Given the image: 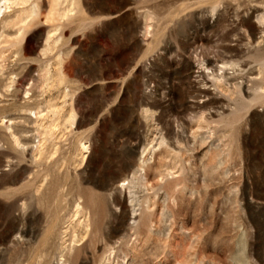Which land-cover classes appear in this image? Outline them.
Returning <instances> with one entry per match:
<instances>
[{
  "label": "rangeland",
  "instance_id": "rangeland-1",
  "mask_svg": "<svg viewBox=\"0 0 264 264\" xmlns=\"http://www.w3.org/2000/svg\"><path fill=\"white\" fill-rule=\"evenodd\" d=\"M263 92L264 0L12 5L0 264H264Z\"/></svg>",
  "mask_w": 264,
  "mask_h": 264
},
{
  "label": "bare ground",
  "instance_id": "bare-ground-1",
  "mask_svg": "<svg viewBox=\"0 0 264 264\" xmlns=\"http://www.w3.org/2000/svg\"><path fill=\"white\" fill-rule=\"evenodd\" d=\"M29 0H5L2 4H3V6L1 5L0 6V15H2V13L6 10H8L12 5H24L25 3H27ZM71 5H72V1H70L69 2V4L65 7V8H63V13H68V12H70L71 11ZM16 10V9H15ZM23 10H25L24 11V13L22 14V15H16L15 16V20H10V21H7V25H9V26H15V25H19L18 27H17V31H16V37H15V41H16V43H19L20 41H21V39H22V36H23V30H24V28H25V26H26V24H27V20L28 19H32V18H34L36 15H37V9L34 7V6H32V7H30V8H28V9H23ZM19 11V10H18ZM7 18V17H6ZM8 18H9V16H8ZM5 19V18H4ZM47 73H49V72H47ZM261 85H263V84H261ZM261 88V87H260ZM256 89V88H255ZM258 90H260V89H258ZM262 90V89H261ZM261 96H264V92L261 94ZM54 113V112H53ZM35 114V116H36V113H34ZM56 114V113H55ZM37 115H38V113H37ZM39 116V117H38ZM38 116H36V117H38V118H40V114L38 115ZM42 116V115H41ZM70 116V115H69ZM73 117V116H72ZM43 118V117H42ZM68 120H69V117H68ZM71 120H73L74 121V118L72 119L71 118ZM71 120L69 121V122H71ZM72 121V122H73ZM52 125V124H51ZM54 126V124L52 125V126H50V130H52L51 129V127H53ZM71 126V125H70ZM54 127H56V126H54ZM53 127V128H54ZM58 128V127H57ZM49 130V131H50ZM55 130V129H54ZM48 131V132H49ZM50 133V132H49ZM44 134V133H43ZM51 134V133H50ZM15 143H17V141L15 140ZM80 144V143H79ZM40 146V145H39ZM80 147H79V149H80V151L81 152H84V150H86L87 149V146L84 144V143H81L80 145H79ZM86 152V151H85ZM83 156H84V154H82L81 155V157L83 158ZM85 157V156H84ZM76 209L78 210V209H80V205L79 204H77L76 206ZM80 210H78V212H79ZM77 212V213H78ZM76 213V212H75ZM76 215V214H75ZM85 224V223H84ZM83 224V225H84ZM85 226V225H84Z\"/></svg>",
  "mask_w": 264,
  "mask_h": 264
}]
</instances>
